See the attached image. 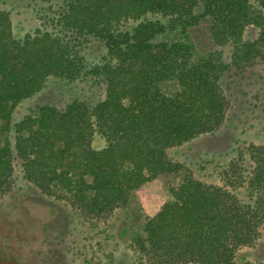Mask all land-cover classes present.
<instances>
[{
	"label": "trees",
	"instance_id": "16d2710c",
	"mask_svg": "<svg viewBox=\"0 0 264 264\" xmlns=\"http://www.w3.org/2000/svg\"><path fill=\"white\" fill-rule=\"evenodd\" d=\"M23 1L44 26L16 39L10 11L0 7V196L13 184L17 159L27 181L46 193L62 189L85 217L109 214L146 182L181 171L167 150L221 129L225 70L264 58V0ZM148 14L167 17L183 38L160 39L167 24ZM130 19L138 21L124 28ZM200 25L212 44L229 47L228 58L197 51L188 32ZM250 26L258 35L245 40ZM91 40L105 48L99 63L85 61ZM50 77L93 78L104 95L46 103L13 122L16 105ZM169 82L176 89L166 92ZM95 131L105 139L101 149L92 147ZM227 153L215 163L218 182L188 171L171 188L172 200L134 239V264H264L241 254L264 247V143Z\"/></svg>",
	"mask_w": 264,
	"mask_h": 264
},
{
	"label": "rangeland",
	"instance_id": "374dc122",
	"mask_svg": "<svg viewBox=\"0 0 264 264\" xmlns=\"http://www.w3.org/2000/svg\"><path fill=\"white\" fill-rule=\"evenodd\" d=\"M0 7L10 11L16 39L44 26L37 9L23 0H0ZM147 18L167 24L160 39L183 38L167 23V17L148 14ZM137 21L130 19L122 26L130 28ZM188 33L197 51L219 50L228 58L229 47L212 44L203 25ZM257 35L258 30L250 26L243 38L253 40ZM83 55L88 64H95L103 61L106 51L101 43L91 40ZM221 84L228 99L221 129L169 148V158L184 168L146 182L131 192L124 206L104 216L85 217L71 205L69 194L62 189L42 192L23 177L20 161L16 159L13 184L0 196V264H134L138 255L135 237L144 235L146 221L172 200L171 188L182 181L185 173L190 171L197 178L218 182L216 160L226 162L230 157L227 152L237 146L264 143V58H256L240 68L230 65ZM163 89L171 92L176 84L166 83ZM103 95L104 86L96 79L69 81L50 77L39 92L16 105L13 122L46 103L62 107L74 98L93 102ZM105 145L104 137L95 131L92 147L101 149ZM245 167H250L248 155ZM240 195L247 199L244 191ZM241 254L247 261L262 260L264 247H244Z\"/></svg>",
	"mask_w": 264,
	"mask_h": 264
}]
</instances>
